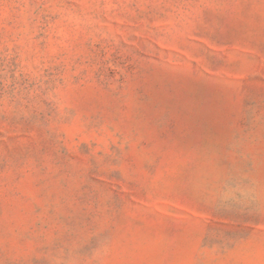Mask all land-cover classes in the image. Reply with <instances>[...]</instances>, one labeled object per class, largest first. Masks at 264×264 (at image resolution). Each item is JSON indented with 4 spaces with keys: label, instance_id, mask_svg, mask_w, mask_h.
<instances>
[{
    "label": "rangeland",
    "instance_id": "obj_1",
    "mask_svg": "<svg viewBox=\"0 0 264 264\" xmlns=\"http://www.w3.org/2000/svg\"><path fill=\"white\" fill-rule=\"evenodd\" d=\"M0 264H264V0H0Z\"/></svg>",
    "mask_w": 264,
    "mask_h": 264
}]
</instances>
